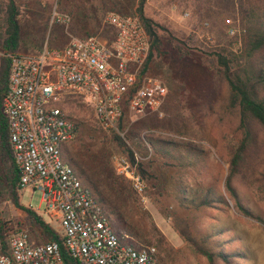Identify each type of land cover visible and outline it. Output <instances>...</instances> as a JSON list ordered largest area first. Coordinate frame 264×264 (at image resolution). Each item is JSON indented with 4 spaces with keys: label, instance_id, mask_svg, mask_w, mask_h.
<instances>
[{
    "label": "rangeland",
    "instance_id": "374dc122",
    "mask_svg": "<svg viewBox=\"0 0 264 264\" xmlns=\"http://www.w3.org/2000/svg\"><path fill=\"white\" fill-rule=\"evenodd\" d=\"M141 1L17 0L22 30L18 54L34 55V49L39 51L45 44L56 49L64 43L63 27L52 22L56 5L71 18L68 30L73 23L86 32L83 36L108 37L111 31L104 23L106 16L109 13L138 15ZM234 2L239 7V1ZM241 2L245 10L264 20V0ZM143 3L145 17L155 23L164 44V55L154 59L147 72L168 89L162 106L163 116L134 118L126 113L122 130L119 131L117 125L115 129H104L81 98L74 97L79 104L66 103L63 98L58 105L77 126L65 154L84 173L115 233L143 246L156 245L153 227L162 234L173 253L160 254L158 263L209 264L204 257L194 255L179 238L172 220L161 214L164 211L191 217L197 232L218 240L217 245L229 255L228 264H264V132L259 125L253 126L256 143L247 156L248 171L245 177L236 174L231 179L240 204L253 216L247 217L235 209L224 188L230 147L242 137L237 114L227 107V86L206 65L208 50L224 48L240 52L250 26L249 18L241 21L238 16L233 20L228 8L217 0H144ZM40 4L47 7V17L39 10ZM111 130L131 147L136 163H144L148 182L137 173L136 165H131L121 154L112 141ZM147 139L182 146L189 144L202 151V164H194L185 172L171 151L157 150ZM122 158L140 178L141 192L118 172L116 162ZM208 188L223 195L226 204L212 203L197 209ZM182 192L186 198L183 204L179 199ZM18 197L23 208H37L41 194L26 190L18 192ZM191 200L195 203H190ZM1 213L7 223L6 231H29L25 212L10 201L1 204ZM39 216L59 235L61 229L54 220ZM38 235L35 229L30 238L38 243ZM214 264L225 263L217 260Z\"/></svg>",
    "mask_w": 264,
    "mask_h": 264
},
{
    "label": "built area",
    "instance_id": "2783aa9c",
    "mask_svg": "<svg viewBox=\"0 0 264 264\" xmlns=\"http://www.w3.org/2000/svg\"><path fill=\"white\" fill-rule=\"evenodd\" d=\"M52 22L67 28L70 17L53 12ZM104 23L111 36H69L62 48L45 44L37 55L10 56L1 111L19 172L17 191L41 194L39 206L28 209L59 225L67 262L57 243H35L20 229L7 231L4 242L0 238V264H158L154 246L135 245L113 231L91 190L63 157L77 132L58 106L65 97L81 98L104 129H115L125 112L134 118L163 116L168 89L142 73L150 42L139 16L109 13ZM116 167L138 192L143 190L125 159Z\"/></svg>",
    "mask_w": 264,
    "mask_h": 264
},
{
    "label": "trees",
    "instance_id": "16d2710c",
    "mask_svg": "<svg viewBox=\"0 0 264 264\" xmlns=\"http://www.w3.org/2000/svg\"><path fill=\"white\" fill-rule=\"evenodd\" d=\"M142 0L137 8L138 15L142 21L145 30L149 36L150 50L147 60L142 68V73H147L151 62L164 55V44L161 35L155 23L146 18L143 13ZM221 6L228 8L229 16L236 20L239 16L242 21L245 17L249 18L250 26L247 29V34L242 43V49L239 53H233L219 48L218 50H208L209 59L206 60V65L211 72L220 77L228 88V104L230 111L237 114L238 128L242 133L241 139L230 147L228 160V174L224 184L225 193L233 202L235 209L247 217H253L252 214L240 204L238 196L231 187V179L234 175L240 174L245 177L248 171L247 156L251 152V148L256 143V136L253 131V126L259 125L264 132V20L252 14L251 11L245 10L241 0L239 7L234 0H217ZM20 6L17 0H0V238L4 242L7 230V223L2 218L1 204L5 201H10L16 208L22 209L26 216L25 221L29 226L28 234L31 236L35 229L39 231L36 237L38 244L55 242L59 246L60 253L67 262L66 253L63 248L62 239L60 236L35 212L23 208L19 203L17 192V184L19 180L18 168L15 164L12 150L9 143L7 123L1 111L3 98L7 92L10 56L17 55L21 47V28H20ZM236 43V40H234ZM218 44V43H217ZM181 51V50H179ZM64 102L79 104V100L72 96L65 97ZM61 106L60 104L58 105ZM126 115L123 114L117 123L118 130H122V122ZM112 141L115 143L121 154L127 159L131 165H136L137 173L141 175L147 182V170L144 163L135 161L134 152L127 145L124 138L113 130ZM147 142L155 148L164 152L171 151L172 157L176 159L184 171L191 169L194 164H202V151L195 147L184 144L155 141L147 139ZM66 147V146H65ZM63 157L80 176L83 184L90 190L84 173L74 164L73 160L65 154ZM92 191V190H91ZM181 204L186 202L184 192L179 197ZM190 203H195L191 200ZM212 203L225 205L223 195L216 194L213 188H208L198 206L209 207ZM106 212V211H105ZM107 213V212H106ZM108 214V213H107ZM161 214L166 219L172 220L173 229L179 238L196 256L204 257L209 264H214L215 261L228 264V256L223 252L217 243L218 240L212 239L210 235H205L197 232L193 226V220L189 216H182L175 212ZM155 233L156 245L154 246L157 255H169L173 253V249L168 245L162 234L153 227ZM4 244V243H3ZM160 264V262L158 263Z\"/></svg>",
    "mask_w": 264,
    "mask_h": 264
},
{
    "label": "crops",
    "instance_id": "0c3cea01",
    "mask_svg": "<svg viewBox=\"0 0 264 264\" xmlns=\"http://www.w3.org/2000/svg\"><path fill=\"white\" fill-rule=\"evenodd\" d=\"M59 5H61V4H59ZM40 7H39V10H41V11H43L44 13H45V17H47V7L46 6H42L41 4L39 5ZM58 10V11H57ZM53 12H56L57 14H59V15H64L65 13H62L61 12V10H60V7L58 6V5H56V7H55V9L53 10ZM68 15V14H67ZM69 16V15H68ZM70 17V16H69ZM46 19V18H45ZM70 23H71V18H70ZM70 23H69V25H68V27L67 28H65L64 26H62V25H60V24H56V25H59V26H61V27H63V29H64V32L66 33V39H65V41H64V43L60 46V47H58V48H56V49H59V48H62L65 44H66V42H67V40H68V38H69V36H74V37H79V38H85V37H89V36H83L84 34H86V32L84 31V30H81L80 28H77V27H74L73 26V23H72V26H71V28L68 30V28H69V26H70ZM55 24V23H54ZM20 28H21V24H20ZM21 36H22V30H21ZM41 50H39L38 51V49H34V55H37L39 52H40Z\"/></svg>",
    "mask_w": 264,
    "mask_h": 264
}]
</instances>
